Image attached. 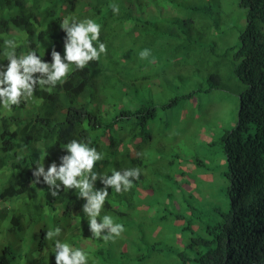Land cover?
<instances>
[{"label":"trees","instance_id":"obj_1","mask_svg":"<svg viewBox=\"0 0 264 264\" xmlns=\"http://www.w3.org/2000/svg\"><path fill=\"white\" fill-rule=\"evenodd\" d=\"M111 4L119 6L118 14L113 13L109 7ZM240 6L246 10V26L238 34L236 46L230 47L225 56L229 57L233 73L241 82L243 90L237 101L239 109L236 123L223 129L219 140L226 157L228 175L232 167L237 174L248 178L251 186L261 189L263 184L261 177H247L245 173L248 171L245 169L249 162H256L264 171V0H240ZM133 12L137 14V19L132 16ZM142 12L141 0H0V65L6 67L8 64L3 56L5 39L16 40L17 56L26 54L29 50H36L37 55L49 63L53 49L63 56L66 34L60 28V23L66 17L77 22L92 19L100 24L99 41L107 45L106 53L101 54L99 59L90 61L84 69H76L73 66L64 83H58L55 87L37 86L31 99L22 100L19 105L11 107L10 116H2L0 105V172L3 170L7 175L6 179L0 182V189L3 190L5 198L18 204V208L11 211L14 220L21 219L25 212L23 209L33 205L35 211L31 213L30 218L35 223L40 222L42 212L46 213L45 208L50 206L53 211L46 216L49 220L46 223H54L56 217L60 218L56 209L61 208L62 217L69 222L67 229L70 234L72 233V237L76 240L82 238L90 240L92 237L82 230L78 221L81 212L79 204L83 198L78 197L76 189L61 187L59 194L53 197L49 187L42 182V177L41 183H32L34 180L32 173L36 168V166L33 168L34 161L40 157V151L32 145L36 142H40L46 150L60 149L72 139L87 143L104 156L94 166L100 165L105 158H114L119 162H125L127 168H139V179H133L134 189L144 188L143 168L150 171L155 168L157 177L164 176L159 171L168 166L171 154L164 147H156L154 152L145 150V146L153 140V136L147 133L146 123L154 120L156 114L154 104L151 106L147 102L141 103L130 110L124 105L126 96L131 91L133 97H137L141 93L142 84L149 81L143 74L141 64L135 63V67H132L134 57H138L143 50V46L136 43L139 36L137 28L140 26L136 23L139 21L140 24H147V21L141 20L139 16ZM127 22L131 25L125 30L124 25ZM141 28L139 32L143 34L145 31ZM111 36L116 39L114 46L109 50ZM145 38L143 45L146 43ZM93 43L97 46L96 42ZM147 44L153 54L160 49V45L156 48L157 43L153 44L147 40ZM112 51L116 52L115 56L112 55ZM213 78L210 80L213 81ZM214 83L213 81L212 84ZM186 98L194 103L195 107L198 106L195 92H191ZM98 105L102 108V113ZM103 120L106 124L101 123ZM125 133L135 141L136 147L133 148L136 153L134 150L130 152L119 150L118 143L124 139ZM144 152H147L145 160L142 156ZM178 161L182 169L186 168L183 158L178 157ZM44 166L47 170L48 165ZM134 189L129 192L122 191L121 195H118L119 200H125L130 196L125 206H122L123 210L114 209L108 215L114 216L115 213V221L122 223L129 220L130 226L131 219L138 213L145 224H152L148 235L150 239H156L164 229H174L175 242L178 246L180 243L183 244V240L180 242L177 236L184 222L179 225L177 222L184 221V218L178 216V213L183 212L187 215L191 206L187 203L181 205L172 198L168 200L167 196L163 197V204L158 205L152 192L151 196L146 195L145 198L139 199ZM236 195L237 198H234L232 186L229 187L228 197L229 200L232 199V212L230 209L225 219H228L226 224L228 235L238 251L244 248L243 237L249 228L248 221L241 222L246 218L245 195L242 190L237 191ZM151 197L154 200L150 199ZM38 198L40 202L36 204ZM135 200L142 201V211L133 205ZM107 210H111L110 207ZM122 217H125V220ZM2 218L3 215L0 214V222ZM159 218L164 222L171 219L169 222L171 225H154L153 221ZM218 225L219 223H216V227ZM185 229L191 231L190 227ZM226 236L220 234L217 243L215 242L208 251L211 252L210 255L202 256L203 261L208 256V264H246L242 254L229 251L228 243L221 239V237L225 239ZM229 237L228 240H231ZM45 241L48 242L47 239ZM45 245L43 242L39 248L42 249ZM153 248L164 258L161 264H186L184 260L182 262L177 259L171 260L170 246L165 243L159 247L155 245ZM135 249L139 251V247L136 246ZM104 250L106 249H101L100 252ZM13 252L12 248L5 247L0 264H10L12 256H15ZM26 252L29 254L28 250ZM234 253L238 256V263L235 261ZM104 256L109 263L111 256ZM198 257L199 255L194 257V263ZM101 258L105 260L103 256ZM136 259L147 260L146 255L142 256L140 253ZM39 261L41 264H55L50 251L42 255ZM99 263L105 264L104 261Z\"/></svg>","mask_w":264,"mask_h":264},{"label":"clouds","instance_id":"obj_2","mask_svg":"<svg viewBox=\"0 0 264 264\" xmlns=\"http://www.w3.org/2000/svg\"><path fill=\"white\" fill-rule=\"evenodd\" d=\"M127 3L131 5L129 2ZM109 7L112 8L114 14H118L120 11L119 6L116 4H111ZM123 7L125 8L126 6ZM132 16L136 17V14L133 12ZM60 28L66 34L63 48L64 55L61 56L59 52L53 49L50 63L43 61L37 55L36 50H29L26 54L17 56L15 51L18 46L16 40L5 39L3 56L8 61V64L6 67L0 65V105H2V116H10L9 111L12 106L19 105L22 100L31 99L37 86L55 87L58 83H64L73 66L82 70L90 61L97 60L101 54L106 53L107 45L99 41L101 25L94 20L85 19L77 22L72 18L66 17L60 23ZM145 37L146 43L147 40L151 41L150 36ZM115 39L111 36L109 50L114 46ZM93 42H96L97 46H94ZM146 43L144 48L142 42L143 50L138 57H134L135 61L132 63L134 64L133 68L135 63L142 65L143 74L149 79L148 82L142 84L145 87L150 83H156V78L149 76L146 69L157 65L156 61L152 62L153 53L150 46L146 45ZM111 53L113 56L116 55L115 51ZM148 57L151 62L146 66L145 60ZM232 75L239 85V91L235 95L239 100L243 86L237 76L234 75L233 69ZM140 88L141 93L137 97H133L132 91L126 96V102L124 101L125 108L130 110L134 106L147 102L145 101L142 87ZM215 89H218V87L215 86ZM221 92L231 94L229 91ZM217 100H222L220 95ZM172 103H175V100H172ZM98 107L102 113V108L99 105ZM101 123L106 124V121L103 120ZM235 123L236 121L231 124L234 125ZM123 138L118 143L119 150L132 151L133 147H136L133 138L128 136L127 133L124 134ZM206 139L208 140V138ZM32 145L40 151L39 160L34 161L35 165L33 168L35 166L36 168L32 173L34 177L32 183H41L42 177V182L49 187V192L53 197L59 194L62 190L61 187L64 189H76L78 197L83 198L81 204H79L81 212L78 221L82 230H85L92 237L90 240H85V238L76 240L72 237V233L70 234L67 229L69 222L62 217L63 210L61 208L56 209L60 218L56 217L57 220L54 223H46V221H49L46 216L53 211L50 206L45 208L46 213L42 212L40 222L35 223L30 218L31 213L35 211L33 205L23 209L25 212L21 219L14 220L13 216H11V211L16 210L18 204L5 198L3 190L0 189V214L3 215L0 222V257L3 249L7 247L8 249L12 248L15 255L12 256L13 260L10 264H41L39 259L47 251H50L55 264H100V261H104L105 264H132L133 249L136 258H138L139 253H136V246L133 248V240L130 235L134 234L136 236L135 241H139L138 235H142L145 232L149 234V224H145L138 213H135V216L131 219L130 226H128L129 220L120 223L115 221V213L114 216L108 214L112 213L114 209L116 211L123 210L122 206H125L130 196L125 200H119L118 195H121L122 191L129 192L134 189L133 179H139L140 169L127 168L125 162H119L114 158H105L100 165L94 166L96 162L104 158L103 154L97 152L95 148L89 147L87 143L75 139L70 140L60 149L46 150L40 142ZM223 160L226 165L228 210L226 213H220L206 227L209 235L208 240H202V243L198 246L193 238L188 241L186 247L180 244L182 249L189 251L188 255L182 256V260L186 261V264H208V256L211 253L208 251L212 249L215 242L217 243L216 240L220 234H226V238L221 237V239L228 243L231 249L229 251L242 254L246 264H264V171L256 162H249V165L246 164L245 170L248 172L245 173V176H258L262 179V187L258 189L250 185L248 178L233 171L232 167L230 168L231 173L229 172L228 175L225 154ZM223 160L221 159V162ZM44 165H48L47 170H45ZM99 172L101 175H99ZM155 172V168L151 170L153 176ZM6 177V173L2 170L0 172V182L4 181ZM177 179L179 180L180 177H177ZM231 186L234 198H237V191L240 190L243 191L246 198V218L241 222L245 223L248 221L249 230L243 237V250L238 251L232 244L233 240L229 237L226 229L228 219L226 220L225 216L230 209L232 212V199L229 200L228 197V189ZM191 190L192 187H186L187 192ZM134 191H136L139 199L145 198L146 195H151V192L142 190L141 187L134 189ZM35 202L36 204L39 203V198ZM133 205H136L137 209L142 211V201L135 200ZM109 207L111 210H107ZM195 211L197 209L191 206L187 215L192 217ZM216 223H219L218 227H216ZM83 224H85L84 227ZM191 227L195 230L197 229L195 224H192ZM240 230L241 228L239 227ZM125 235L127 236V244L125 240L121 241L123 237L126 239ZM228 237L231 240H228ZM43 242L46 245L40 249L39 246ZM101 249L106 250L100 252ZM26 250H28L29 254ZM204 254L208 255L205 261H203L202 257ZM104 255L111 256L109 263H107V257ZM198 255V260L194 263L193 259ZM234 257L238 263V256L235 254Z\"/></svg>","mask_w":264,"mask_h":264},{"label":"rangeland","instance_id":"obj_3","mask_svg":"<svg viewBox=\"0 0 264 264\" xmlns=\"http://www.w3.org/2000/svg\"><path fill=\"white\" fill-rule=\"evenodd\" d=\"M141 9L139 16L147 24L136 23L143 26L137 28V45L142 46L145 36H150L153 44L157 43L156 48L160 45L152 56V62L156 61L157 65L146 69L149 76L156 78V83L142 86L145 101L151 106L154 104L156 109L154 120L146 123V132L153 140L145 150L154 152L156 147H164L171 154L168 166L159 171L164 176L157 177L156 173L153 176L149 169L143 168L142 189L152 192L158 205L167 196L168 200L172 198L197 209L192 217L178 213L184 221L177 224L184 222L185 226L179 231L178 238L180 242L183 240L180 244L185 245L193 238L198 246L202 240L209 239L206 227L228 210L226 165L219 136L236 121L238 99L235 95L239 85L225 52L236 46L238 34L245 27L246 10L240 6V0H141ZM130 25L125 23V30ZM139 28L145 31L144 36ZM145 62L148 66L149 57ZM215 86L218 89H211ZM191 92L196 93L197 107L186 98ZM219 95L222 100H217ZM164 125L167 126L164 128ZM147 152L142 154L144 160ZM178 157L183 158L186 168L180 167ZM186 187L192 190L187 192ZM160 219H155L154 225H171V219L169 222ZM192 224L197 226L196 230ZM188 227L189 232L185 229ZM151 228L152 224L148 225V230ZM148 235L146 232L138 235L139 241H135L134 234L130 235L133 248L139 247L136 253L147 258L138 261L133 249L132 264H161L164 258L153 247L164 243L170 246L171 260L182 262V256L189 254L175 242L174 229H164L154 240ZM124 240L127 244V236L121 239Z\"/></svg>","mask_w":264,"mask_h":264}]
</instances>
